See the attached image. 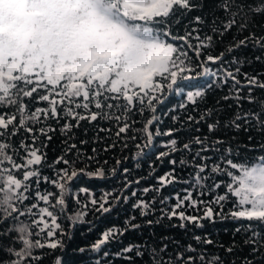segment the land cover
I'll return each instance as SVG.
<instances>
[{
  "label": "snow or ice",
  "instance_id": "snow-or-ice-1",
  "mask_svg": "<svg viewBox=\"0 0 264 264\" xmlns=\"http://www.w3.org/2000/svg\"><path fill=\"white\" fill-rule=\"evenodd\" d=\"M254 64L264 66V0H0V264H66L56 252L77 224L89 225L82 236L94 230L89 210L98 220L133 197L138 215L75 251L102 253L95 264H264V67L245 71ZM169 95L184 102L161 113ZM189 106L195 114H174ZM164 117L173 126L162 130ZM80 129L96 133L93 144L114 133L105 153L117 142L136 151L107 167L100 149L80 147L89 143ZM129 159L137 169L150 161V177L157 162L169 168L129 196L146 179H128ZM118 170V189L77 188ZM177 184L185 187L164 194ZM205 222H230L232 238L157 239L156 227ZM129 232L147 236L123 246ZM113 243L118 251L105 250Z\"/></svg>",
  "mask_w": 264,
  "mask_h": 264
},
{
  "label": "trees",
  "instance_id": "trees-1",
  "mask_svg": "<svg viewBox=\"0 0 264 264\" xmlns=\"http://www.w3.org/2000/svg\"><path fill=\"white\" fill-rule=\"evenodd\" d=\"M187 21H183L182 23H186ZM262 65L260 64H254L251 68H245V71L249 72H257L262 69ZM211 97L209 98V102H211ZM184 102L181 97L175 96V95H169L168 98L165 101L164 105L159 106V110L161 113L168 111L169 109L173 108L174 106L179 105L180 103ZM203 107V105H201ZM195 114L192 111V107L189 106L187 110H180L177 108V111L174 113L178 116L184 117L185 114ZM87 126V125H85ZM138 126V125H137ZM172 121L169 117H164L163 118V123L161 125L162 130L167 129L168 127H172ZM189 128H184L181 131L182 132H187L189 131ZM96 135V133L92 130L89 131L88 136H83V129L78 130V138H84L88 139L89 143L88 145H81L80 147L83 149L84 152L88 154H92L91 149L93 147H96L100 149L95 155L98 156L101 160L103 159H108L110 161L109 165L107 167H111L114 164L115 159L120 158L121 156H129L131 157L136 149L134 145H130V148L128 150H125L121 147V143L117 142V146L114 150L109 151L105 153L103 151V148L105 147V140H107L109 143L115 139L114 133L112 137H108V134L106 133H99V135L102 137L99 143L93 144L91 142V138ZM18 139V138H17ZM61 137L59 135H55L54 139L51 141L50 146L48 148V156L49 159L51 160L54 158L55 155L59 154V142H60ZM167 137H160L158 138V146L160 141L166 140ZM246 139V137H245ZM257 140H259V137H257ZM251 155V154H250ZM154 159V157H153ZM150 161L147 160H142L141 161V167L140 168H135L134 162L129 159L128 161L125 162L126 166L130 168V173L128 175V179L130 180H135L137 178H145L146 179H141L140 185H132V188L126 193L130 196V192L132 190L138 191L142 189L145 186H148L150 184H155L156 181L154 177L158 174H163L164 171L168 170L169 166L164 163L160 164L157 162L156 166V172L153 173V175L150 177L148 175L150 169L148 167ZM45 174H50L46 171ZM181 176L187 177V171L181 172ZM123 181V173L122 170H118V174L115 177H109L107 180H95L88 182L85 184L84 181H81L78 185V187L81 186H88L92 191H94L97 196L100 195L101 190H112V189H118ZM185 187V185L177 184L175 186H169L164 190L165 195H170L175 192H180L181 189ZM75 190V189H74ZM223 191V189H221ZM151 195L154 194H149L148 197H145L146 199H150ZM81 199L84 200L86 199L84 194H80ZM208 197L205 196L203 199H207ZM136 198H131L129 203L124 204L121 203L119 207L111 214V216H108L107 214L105 217L94 220V214L89 210L88 215L86 216L87 221H93V223L96 225L94 230L91 233H88L86 236H82L81 232H86L87 228L89 227L88 224H77L74 228V238L73 240L69 243L67 246L66 251L61 252L60 250H57L56 255L61 256L66 264H95V259L96 258H102V253L96 254V253H89L86 255H82L79 252L75 251L77 247H84L88 243H91L94 241L96 238H98L99 234L106 228L111 226L112 224H120L122 220L128 216V215H133L137 214L133 209H132V203L135 202ZM174 203V200L171 201ZM157 211L161 207L159 204H157ZM95 215H99L98 213ZM165 224H168V221H164ZM172 223H178L177 221H173ZM205 228L204 229H193L190 226V229L188 232H185V230L180 229V228H171V227H166V228H161V227H156L155 231L158 234L157 239H159V234L160 233H165L169 239L175 238L178 241H186V242H191V234L192 232H195L197 234H202V233H210L211 237L217 241H223L225 244L232 238L231 232L232 229L230 227V222H218L214 227L211 225H208V222H205ZM225 228H228V231H225ZM147 236V233H141V232H129L127 233L124 237L121 238V243L123 246H127L129 244L133 243H139L141 236ZM239 239V237H236ZM121 243H113L110 246H108L105 250L109 251L110 253H115L116 251L119 250L121 247ZM169 251H172V248H169ZM199 251V249H197ZM209 253L219 255L225 260H236L235 257L227 256L225 255L224 252L220 251L218 248H209L208 249ZM104 260H110L111 264H128V262L124 261L122 258H117L114 256H110L108 258H103ZM44 264H51V261L49 259H45ZM238 264V262H237Z\"/></svg>",
  "mask_w": 264,
  "mask_h": 264
}]
</instances>
